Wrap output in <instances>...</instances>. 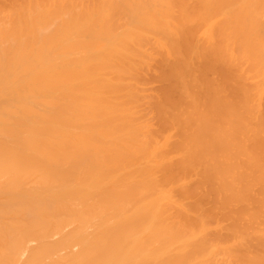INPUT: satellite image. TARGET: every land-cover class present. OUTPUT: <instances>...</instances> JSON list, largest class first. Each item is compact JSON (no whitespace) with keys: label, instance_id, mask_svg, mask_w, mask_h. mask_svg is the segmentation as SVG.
<instances>
[{"label":"bare ground","instance_id":"obj_1","mask_svg":"<svg viewBox=\"0 0 264 264\" xmlns=\"http://www.w3.org/2000/svg\"><path fill=\"white\" fill-rule=\"evenodd\" d=\"M0 264H264V0H0Z\"/></svg>","mask_w":264,"mask_h":264}]
</instances>
